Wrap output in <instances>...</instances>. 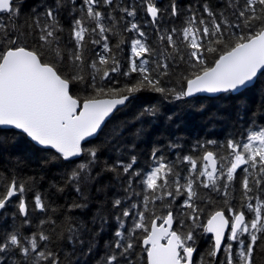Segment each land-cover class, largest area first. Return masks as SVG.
<instances>
[{
	"label": "snow or ice",
	"instance_id": "snow-or-ice-1",
	"mask_svg": "<svg viewBox=\"0 0 264 264\" xmlns=\"http://www.w3.org/2000/svg\"><path fill=\"white\" fill-rule=\"evenodd\" d=\"M141 92L249 131L186 150L181 112L119 118ZM262 117L264 0H0V148L61 169L41 190L20 156L0 166V264H257Z\"/></svg>",
	"mask_w": 264,
	"mask_h": 264
},
{
	"label": "trees",
	"instance_id": "trees-1",
	"mask_svg": "<svg viewBox=\"0 0 264 264\" xmlns=\"http://www.w3.org/2000/svg\"><path fill=\"white\" fill-rule=\"evenodd\" d=\"M27 11V8L25 9ZM177 26H180V21H177ZM149 35L151 36V28H147ZM116 43L115 38L113 39V44ZM123 58H127L130 55V51L127 45L124 46V51L120 54ZM126 81L121 78V84ZM229 104L234 105V101H227ZM153 104H162V111L166 113H171L172 111L181 112V115L175 117L177 123H180L181 127L179 129V134L188 141L186 145V150H190L192 144L198 138L201 139H215L218 143H223L226 138L235 137L237 140H243L249 131V126L247 124H235V122H210L206 118L209 114L215 110V104H212L208 111L204 113H196L190 111L188 108H185L182 102H173L169 103L168 101L162 100L159 94L152 92H141L137 94V97L133 100L131 104L128 105L120 114L119 118L122 120L132 121L134 127H139L140 122L135 121L134 117L138 114L143 107L153 105ZM255 104H253V108ZM230 111V110H228ZM147 119V118H146ZM258 124H264V117L258 119ZM145 127L148 129V137L146 142L140 144V149L147 153L151 150V143L156 138L157 133L163 130V120L160 121L159 125L152 127L145 123ZM254 130V129H253ZM212 133V135H209ZM99 142V141H97ZM212 147V146H210ZM170 155V154H169ZM9 156H20L24 162L25 167L23 173L25 175H35L38 179L43 178L40 183L41 190L47 189L50 182L53 180H59V175L61 169L55 165H45L41 159V154L37 152L32 146L25 143H17L15 145H8L4 148H0V166H3L7 163ZM143 157L141 158V163H144ZM58 203L63 204L64 200L58 201ZM220 206V201L217 200L216 204L207 207V213L214 211L217 207ZM8 211L11 213L15 211L14 208H9ZM227 214V213H226ZM20 218H17L19 222ZM34 223H38V220L34 217ZM11 223V220L8 221ZM34 230V229H31ZM26 231H29L26 229ZM211 235L202 236L198 240V252L204 253L210 246ZM196 259H199V256H196ZM257 264H264V254L258 255Z\"/></svg>",
	"mask_w": 264,
	"mask_h": 264
},
{
	"label": "water",
	"instance_id": "water-1",
	"mask_svg": "<svg viewBox=\"0 0 264 264\" xmlns=\"http://www.w3.org/2000/svg\"><path fill=\"white\" fill-rule=\"evenodd\" d=\"M211 235V234H210Z\"/></svg>",
	"mask_w": 264,
	"mask_h": 264
}]
</instances>
